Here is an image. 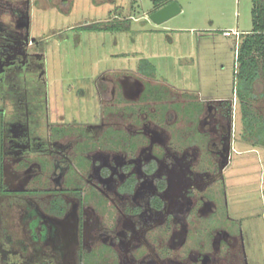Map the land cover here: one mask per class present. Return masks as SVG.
I'll return each mask as SVG.
<instances>
[{"label":"flooded vegetation","instance_id":"1","mask_svg":"<svg viewBox=\"0 0 264 264\" xmlns=\"http://www.w3.org/2000/svg\"><path fill=\"white\" fill-rule=\"evenodd\" d=\"M38 2L0 0V243L21 264H250L232 215L255 132L238 93L200 99L157 69H97L62 80L53 107Z\"/></svg>","mask_w":264,"mask_h":264},{"label":"rangeland","instance_id":"2","mask_svg":"<svg viewBox=\"0 0 264 264\" xmlns=\"http://www.w3.org/2000/svg\"><path fill=\"white\" fill-rule=\"evenodd\" d=\"M173 1L182 12L157 25L150 19L157 9L153 0H39L33 7L32 32L37 39L48 41L51 50V105L63 109L56 103L63 95L62 80L66 85L74 80L88 83L97 69L136 71L139 66L157 69L159 83L194 97L233 98L239 88L238 56L243 36L237 39L226 32L254 29L253 0ZM78 25L88 27L86 31L71 30ZM254 95L250 108L257 117L251 121L255 132H251V141L241 142V150L254 151L239 156L232 171L239 195L232 215L243 220L250 264H264V200L260 193L264 77L256 82ZM240 105L238 101V121ZM18 251L12 243H0V264H21Z\"/></svg>","mask_w":264,"mask_h":264},{"label":"trees","instance_id":"3","mask_svg":"<svg viewBox=\"0 0 264 264\" xmlns=\"http://www.w3.org/2000/svg\"><path fill=\"white\" fill-rule=\"evenodd\" d=\"M172 1L153 0L157 8L155 11ZM253 23L254 29L252 31L241 34L243 38L240 43L238 56L240 73L239 88L237 90L245 122L251 129V121L257 117L250 108V101L256 98L254 95L256 82L264 77V0H253ZM150 64L152 67H155L152 63Z\"/></svg>","mask_w":264,"mask_h":264},{"label":"water","instance_id":"4","mask_svg":"<svg viewBox=\"0 0 264 264\" xmlns=\"http://www.w3.org/2000/svg\"><path fill=\"white\" fill-rule=\"evenodd\" d=\"M182 12L181 7L176 1L161 7L151 14L150 19L157 25H161L170 19L176 17Z\"/></svg>","mask_w":264,"mask_h":264},{"label":"built area","instance_id":"5","mask_svg":"<svg viewBox=\"0 0 264 264\" xmlns=\"http://www.w3.org/2000/svg\"><path fill=\"white\" fill-rule=\"evenodd\" d=\"M241 34H242V33L239 32V31H235V32L227 31V32H226V35H227V36L230 37V36H232V35H235V36L237 37V39H239V37L241 36Z\"/></svg>","mask_w":264,"mask_h":264},{"label":"crops","instance_id":"6","mask_svg":"<svg viewBox=\"0 0 264 264\" xmlns=\"http://www.w3.org/2000/svg\"><path fill=\"white\" fill-rule=\"evenodd\" d=\"M240 32V31H239ZM241 33H243V32H241ZM244 34V33H243ZM154 65V64H153Z\"/></svg>","mask_w":264,"mask_h":264}]
</instances>
